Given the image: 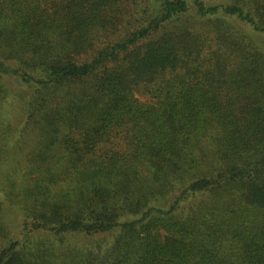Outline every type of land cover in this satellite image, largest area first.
Returning a JSON list of instances; mask_svg holds the SVG:
<instances>
[{
    "label": "trees",
    "instance_id": "trees-1",
    "mask_svg": "<svg viewBox=\"0 0 264 264\" xmlns=\"http://www.w3.org/2000/svg\"><path fill=\"white\" fill-rule=\"evenodd\" d=\"M0 264H264V0H0Z\"/></svg>",
    "mask_w": 264,
    "mask_h": 264
},
{
    "label": "rangeland",
    "instance_id": "rangeland-1",
    "mask_svg": "<svg viewBox=\"0 0 264 264\" xmlns=\"http://www.w3.org/2000/svg\"><path fill=\"white\" fill-rule=\"evenodd\" d=\"M140 98V97H139ZM141 100H143L142 98H140Z\"/></svg>",
    "mask_w": 264,
    "mask_h": 264
}]
</instances>
